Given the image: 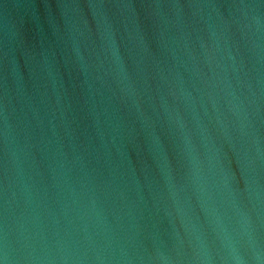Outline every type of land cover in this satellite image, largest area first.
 I'll return each instance as SVG.
<instances>
[{
  "label": "water",
  "instance_id": "95a60500",
  "mask_svg": "<svg viewBox=\"0 0 264 264\" xmlns=\"http://www.w3.org/2000/svg\"><path fill=\"white\" fill-rule=\"evenodd\" d=\"M0 264H264V0H0Z\"/></svg>",
  "mask_w": 264,
  "mask_h": 264
}]
</instances>
